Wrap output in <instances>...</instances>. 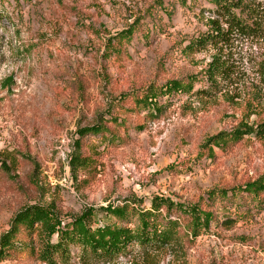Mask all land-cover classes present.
I'll list each match as a JSON object with an SVG mask.
<instances>
[{
    "label": "rangeland",
    "instance_id": "374dc122",
    "mask_svg": "<svg viewBox=\"0 0 264 264\" xmlns=\"http://www.w3.org/2000/svg\"><path fill=\"white\" fill-rule=\"evenodd\" d=\"M260 4L245 0L236 14ZM213 11L204 0H0V238L28 207L63 222L93 208L107 223L100 208L148 210L163 196L211 212L209 229L191 240L178 213L180 248L108 264H264V194L243 191L264 174V136L208 143L264 121V35L185 49ZM215 55L230 77L201 96ZM173 80L191 82V93L168 95ZM90 127L100 132L81 135ZM43 241L38 226L20 228L0 264H43ZM67 259L82 264L78 248Z\"/></svg>",
    "mask_w": 264,
    "mask_h": 264
},
{
    "label": "trees",
    "instance_id": "16d2710c",
    "mask_svg": "<svg viewBox=\"0 0 264 264\" xmlns=\"http://www.w3.org/2000/svg\"><path fill=\"white\" fill-rule=\"evenodd\" d=\"M204 1L213 7L212 13L215 19H209L207 22L209 30L190 41L185 49L198 51L212 47L220 51L229 44V39L244 36L260 39L264 35L262 32L264 5H247L245 18H240L236 11L242 8L245 0ZM131 35V29L120 33L125 39H129ZM230 71V66L221 56H213L205 70L208 88L200 91L205 95H200L207 96L213 93L219 87L218 79L230 77ZM164 91L168 95L183 91L191 93L192 83L183 85L173 80L165 85ZM156 98V94H148L142 98L144 107L148 110L152 109L155 114L158 111ZM99 132L97 127H90L80 133L84 135ZM244 136L262 138L264 121L256 127L240 124L229 133H219L211 137L208 143L215 148H223L228 143L239 142ZM243 191L254 198L264 194V174L257 180L247 183ZM100 211L109 220L107 223L96 222L97 213L93 208L84 210L70 222H63L49 207H28L15 215L10 231L1 236L0 260L13 248V237L20 228L32 233L35 226L39 227L44 238L38 255V260L43 264H67L70 247L79 249L82 264L93 261L108 264L123 256L150 260L163 252L181 247L179 238L181 220L177 217L178 213L189 220L185 227V235L191 240L196 239L202 231H207L213 219L211 212L203 211L196 205L185 207L163 196L152 198L148 210L123 204L100 208ZM133 222L136 224L131 226Z\"/></svg>",
    "mask_w": 264,
    "mask_h": 264
}]
</instances>
